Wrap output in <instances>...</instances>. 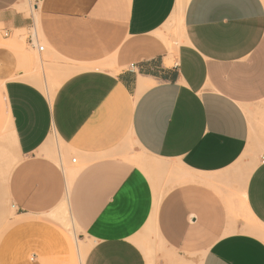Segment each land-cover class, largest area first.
Returning a JSON list of instances; mask_svg holds the SVG:
<instances>
[{
	"label": "crops",
	"instance_id": "0c3cea01",
	"mask_svg": "<svg viewBox=\"0 0 264 264\" xmlns=\"http://www.w3.org/2000/svg\"><path fill=\"white\" fill-rule=\"evenodd\" d=\"M177 1L0 0V212L18 217L0 264H71L49 219L62 213L91 242L82 264H264L260 235L237 221L264 229V156L241 181L250 218L217 191L264 132V0H188L179 42L160 35ZM21 30L47 62L83 69L51 91L31 76L44 91L4 44ZM127 139L168 182L119 157Z\"/></svg>",
	"mask_w": 264,
	"mask_h": 264
},
{
	"label": "rangeland",
	"instance_id": "374dc122",
	"mask_svg": "<svg viewBox=\"0 0 264 264\" xmlns=\"http://www.w3.org/2000/svg\"><path fill=\"white\" fill-rule=\"evenodd\" d=\"M173 24V25H172ZM175 25V26H174ZM179 23L178 20H173L171 23H168L164 26L163 32L160 34L162 35V38L166 39H174V41L179 42ZM32 34H34L31 31ZM1 35L3 36V33H0V40ZM28 37V31L21 30L14 32L6 41L4 44L12 50L17 57L19 58V64L21 65V69L23 70L25 67V73L26 76H34V75H40L41 73L37 71L34 67H29L25 62H23L19 51L14 48V45L17 43L20 46H23L27 52V54L30 56V58L36 59V60H42V62L46 63L49 59L47 56V51L45 50L43 53H38L36 48L31 49L27 43L26 39ZM39 44L42 45L41 41L39 40ZM16 51H15V50ZM60 63V62H59ZM62 64V65H61ZM60 66H69V64H63L60 63ZM71 66V65H70ZM46 76V83H47V89L51 91L55 88L56 85H58L59 82H61L64 79V74L56 73V70L46 71L44 72ZM51 147L53 149V152L57 153V151H62L61 144L55 139V137H51ZM119 157L122 159H125L135 166H137L140 170H142L152 181L154 185L157 184L159 180H165V182H168V179L170 177L166 176H158V172L155 171L154 168H158L159 164L157 161L149 158L147 155H145L142 151H139L134 142H132L130 139H127L125 142H123L120 147L118 148ZM133 156L132 158H129L127 155ZM264 156V132L261 130V137L260 141H258L255 145L251 146L248 149V152L244 154L236 164L227 171L226 173V181L223 183L218 184V190L217 191H224L227 194V198L230 199V206L234 213L239 214L240 210L244 211L243 207V194L242 196L240 193L242 192V177L244 173L250 169L252 166H255L257 162L259 161L260 157ZM150 165L152 168H146V165ZM69 166H73L69 163ZM245 212V211H244ZM246 214V213H245ZM246 218H250L247 216ZM49 219L58 226L60 230H62L63 234L66 235V238L68 239L69 245H70V257H71V264H73V247H72V241L70 238V232H72L76 239L78 240V244L80 245V254L82 257V261L85 255V248L89 247L91 245L90 240L80 232L79 229L72 228H66L61 219H55L52 217V215H49ZM18 220V217L16 215V210L12 209L10 205L6 204L5 208L0 212V238L2 235ZM245 229L252 228L254 231L258 232L260 237H257L261 239L264 242V229L262 227H259L256 225L253 221L248 219H239L237 220ZM263 239H262V238ZM142 240L146 241L147 247L149 249V258H151L153 261H155L156 257L163 251L160 244L157 242V238L154 235V232L152 229L146 230L142 232L141 237ZM81 244H80V243ZM76 254V258L79 257V254Z\"/></svg>",
	"mask_w": 264,
	"mask_h": 264
},
{
	"label": "bare ground",
	"instance_id": "6f19581e",
	"mask_svg": "<svg viewBox=\"0 0 264 264\" xmlns=\"http://www.w3.org/2000/svg\"><path fill=\"white\" fill-rule=\"evenodd\" d=\"M187 1L188 0H178L177 1V4H176V8L174 9V14L172 16V20H178L179 22L181 21V24H182V19H183V12H184V9H185V6L187 4ZM171 20V19H170ZM14 48L17 49L19 51V54L23 60V62H25L27 64V66H31V67H34L37 71H39L40 73H44V72H48V71H51V70H56V73H59V74H64L66 76L74 73L75 71L79 70V69H83L82 68H78L76 66H60L58 63L55 62H46V63H43L41 62L42 60H36V59H33V58H30V56L27 54L25 48L23 46H20L18 45L17 43L14 45ZM29 80H31V82H34L36 83L41 89H43L44 91H46V89H44V84H43V81L40 80V79H34L33 77H30V78H27ZM142 87V86H141ZM53 154L55 155V157L57 156V153L53 152ZM69 171H68V176H69ZM186 177V176H185ZM185 177L183 179H185ZM191 179H195L193 178L192 176L190 177ZM190 178H187L188 181L190 180ZM180 180H182L180 178ZM244 196L245 194L243 193V207H244V211L245 213L247 214V216L250 217L249 215V212L247 211L245 205H244ZM228 211H229V214L231 215L232 213L234 214V211L232 210L230 204L228 205ZM59 219L62 220V223H64L66 225V227L68 228H72L73 230V227L70 223V220H69V217L66 213H62L59 217ZM73 237L76 239L75 235L72 233ZM76 243H77V246H78V254H79V257H78V260H77V264H82V257L81 254L79 253L80 252V245L78 244V240L76 239ZM80 243V242H79ZM81 244V243H80Z\"/></svg>",
	"mask_w": 264,
	"mask_h": 264
},
{
	"label": "built area",
	"instance_id": "2783aa9c",
	"mask_svg": "<svg viewBox=\"0 0 264 264\" xmlns=\"http://www.w3.org/2000/svg\"><path fill=\"white\" fill-rule=\"evenodd\" d=\"M29 44H30L31 47L35 46V42H34V41H30ZM38 50H39V51H42L43 48H42V47H38ZM73 162H75V160H73Z\"/></svg>",
	"mask_w": 264,
	"mask_h": 264
}]
</instances>
